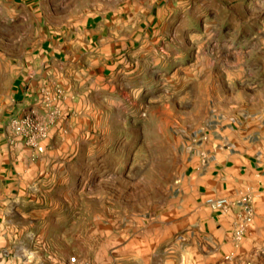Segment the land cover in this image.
I'll use <instances>...</instances> for the list:
<instances>
[{
  "label": "rangeland",
  "instance_id": "rangeland-1",
  "mask_svg": "<svg viewBox=\"0 0 264 264\" xmlns=\"http://www.w3.org/2000/svg\"><path fill=\"white\" fill-rule=\"evenodd\" d=\"M18 2L0 0V122L33 111L46 127L44 151L29 146L53 160L46 238L88 248L69 264H198L196 211H221L188 184L221 132L264 119V0H47L122 10L99 31L127 37L125 52L102 81L41 88L15 111L38 32Z\"/></svg>",
  "mask_w": 264,
  "mask_h": 264
},
{
  "label": "crops",
  "instance_id": "crops-1",
  "mask_svg": "<svg viewBox=\"0 0 264 264\" xmlns=\"http://www.w3.org/2000/svg\"><path fill=\"white\" fill-rule=\"evenodd\" d=\"M19 2L29 24H38V32L27 45V66L13 92L15 111L34 103L41 88L60 84L73 96L116 69L115 55L125 52L127 37L111 35L109 28L103 35L99 29L108 27L113 16L123 22L122 10L113 15L108 7L75 13L62 3L48 6L47 0ZM263 129L264 119L259 118L246 128L221 132L210 157L191 175L188 187L195 194L193 204L208 196L248 194L254 207V221L237 241L233 233L241 220L238 207L210 212L199 206L196 227L203 238L198 264H264ZM52 162L49 152L36 156L14 138L6 122H0V264H69L72 252L79 260L89 258L88 248H76L66 238L57 242L46 238L44 202L49 195L46 187L52 183ZM182 263L189 264V256Z\"/></svg>",
  "mask_w": 264,
  "mask_h": 264
},
{
  "label": "built area",
  "instance_id": "built-area-1",
  "mask_svg": "<svg viewBox=\"0 0 264 264\" xmlns=\"http://www.w3.org/2000/svg\"><path fill=\"white\" fill-rule=\"evenodd\" d=\"M33 111L20 113L13 116L7 122V128L14 138H19L23 143L32 147L36 152L44 151V142L47 137L45 125L39 118L33 116ZM205 203L214 210L227 211L232 207L239 208L241 220L235 231L237 241H241L254 221V207L248 194H242L238 198L213 197L206 198ZM77 261V257L70 258V263Z\"/></svg>",
  "mask_w": 264,
  "mask_h": 264
}]
</instances>
